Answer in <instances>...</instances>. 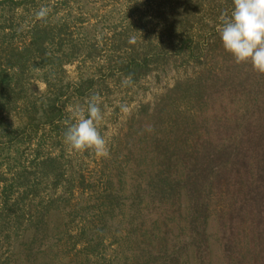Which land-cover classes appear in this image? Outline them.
Segmentation results:
<instances>
[{
	"label": "rangeland",
	"instance_id": "1",
	"mask_svg": "<svg viewBox=\"0 0 264 264\" xmlns=\"http://www.w3.org/2000/svg\"><path fill=\"white\" fill-rule=\"evenodd\" d=\"M232 8L233 0H0V264H134L140 249L161 252L147 235L169 209L145 200L136 214L126 186L145 172L129 153L195 136L218 152L231 135L244 139L228 147L241 162L214 189L210 259L188 262L232 264L220 211L243 202L264 217V166L249 171L244 161L264 165V141L252 151L264 126L248 124L253 109L264 116V89L250 91L264 73L223 46L219 18ZM97 94L106 157L64 141L74 107ZM193 236L182 226L173 244Z\"/></svg>",
	"mask_w": 264,
	"mask_h": 264
},
{
	"label": "trees",
	"instance_id": "2",
	"mask_svg": "<svg viewBox=\"0 0 264 264\" xmlns=\"http://www.w3.org/2000/svg\"><path fill=\"white\" fill-rule=\"evenodd\" d=\"M255 86L250 91L261 92V88L264 89V80L256 79ZM251 102L253 103L252 108L256 104L258 107L259 103L255 100H251ZM243 107L245 108V106ZM250 119L248 124L259 132V127L264 126V116L253 109ZM236 130L238 131V127ZM232 138V135L229 136V143L224 146L223 151L218 152L211 150L210 145L202 149L198 141L194 140L195 136L187 141L186 138L176 139L173 146H164L163 148L156 146L149 152L151 145L147 146L142 142L143 151L135 148L133 154L129 153L128 157L136 169L145 172L138 184L133 186L127 184L126 186L130 198L135 199L133 209L136 214L141 213L138 208L144 205L145 200L148 205L158 202L169 209L166 211V215H163V220L156 222L160 225L154 230L153 223L147 235L148 246L150 248L151 246H162V251L155 253L146 250L150 253L146 254L143 252L146 248L140 249L133 259H130L134 261V264H180L183 261L189 264L191 255L194 260L199 258L197 261L199 263H204L205 257L210 259L209 238L211 235H208V222L214 209L216 197L214 189L218 182L226 183L223 182L224 175H227L229 168L230 170L232 167L236 169L241 162V160L238 161L239 158L236 159L237 154L240 153L235 156L233 150L229 151L228 147L231 142L235 141L242 144L244 139L239 138L232 141L230 140ZM262 138L255 139L256 141L253 142V152L263 144ZM251 143L250 140L249 147ZM246 156L248 153H244V157ZM245 160L248 162L249 171L252 168H259L261 171L264 166L261 164L260 167L261 159L258 160V158L254 159L252 163L249 157L244 158ZM237 161L238 165H235L234 163ZM231 163L234 165L231 166ZM237 172L236 170V174L240 173ZM247 172L245 169V174ZM222 174L224 175L222 176ZM245 174L242 175V181L245 179ZM120 187L122 193L126 191L123 187V180H120ZM243 204V202L240 204L235 202L233 206L230 204V208L221 210L216 218L217 231L222 239V255L227 263L231 261L232 264H264V248L262 246L264 245V217L260 212L262 210L259 209L260 206L248 210ZM182 218L185 219V223L180 224ZM167 226L168 231L165 233ZM182 226L184 228L187 226L190 231L192 230L194 236L190 238L189 244L180 243L177 248L178 245L173 244V240L176 239L174 234L175 230L179 231ZM161 228H163L162 232H160ZM252 248L255 250L251 253ZM176 249L180 251L176 252Z\"/></svg>",
	"mask_w": 264,
	"mask_h": 264
},
{
	"label": "clouds",
	"instance_id": "3",
	"mask_svg": "<svg viewBox=\"0 0 264 264\" xmlns=\"http://www.w3.org/2000/svg\"><path fill=\"white\" fill-rule=\"evenodd\" d=\"M47 15L44 8L36 13L38 19ZM219 20L223 46L236 63L251 62L257 72L264 73V0H233L231 12L222 13ZM121 111L126 112L127 107L122 105ZM73 117L74 122L64 132L65 143L75 151L91 149L97 157L108 156L107 140L100 131L105 118L100 96L88 98L84 106H75Z\"/></svg>",
	"mask_w": 264,
	"mask_h": 264
}]
</instances>
